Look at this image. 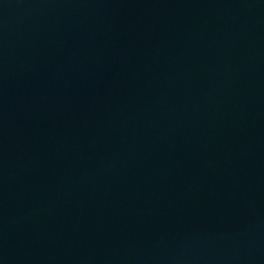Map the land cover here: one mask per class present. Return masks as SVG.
<instances>
[{"label": "water", "instance_id": "water-1", "mask_svg": "<svg viewBox=\"0 0 264 264\" xmlns=\"http://www.w3.org/2000/svg\"><path fill=\"white\" fill-rule=\"evenodd\" d=\"M0 264H264V0H0Z\"/></svg>", "mask_w": 264, "mask_h": 264}]
</instances>
